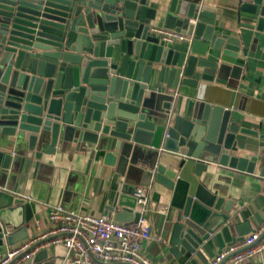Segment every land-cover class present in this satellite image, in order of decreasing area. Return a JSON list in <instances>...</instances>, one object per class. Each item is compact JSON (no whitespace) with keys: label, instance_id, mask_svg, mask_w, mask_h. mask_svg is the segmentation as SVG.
I'll return each mask as SVG.
<instances>
[{"label":"water","instance_id":"obj_1","mask_svg":"<svg viewBox=\"0 0 264 264\" xmlns=\"http://www.w3.org/2000/svg\"><path fill=\"white\" fill-rule=\"evenodd\" d=\"M238 1V21L247 14L264 30V0ZM221 17L202 0H0V258L30 238L40 181L25 195L33 164L39 173L45 156L73 146L100 153L132 187L117 222L140 220L138 187L171 193V253L183 264H200L210 242L222 250L244 241L232 201L203 175L211 167L253 173L238 140L249 131L224 107L180 104L182 89L239 78L226 58L248 52ZM158 23L191 41L164 46L152 31ZM47 260L40 253L25 264Z\"/></svg>","mask_w":264,"mask_h":264},{"label":"crops","instance_id":"obj_2","mask_svg":"<svg viewBox=\"0 0 264 264\" xmlns=\"http://www.w3.org/2000/svg\"><path fill=\"white\" fill-rule=\"evenodd\" d=\"M202 1L222 11L221 20L225 22L227 33L243 37L242 48L248 55L244 60L226 58L230 65L241 68L238 79L228 77L227 81L202 82L198 89H182L180 104L184 109L194 100L224 107L232 111L233 121L240 129L249 131L239 133L238 140L241 157L256 163L253 173L211 167L203 175L206 185L214 188V194L225 195L226 202L232 201L230 215L235 225L246 226L247 236L264 228V30L259 31L257 20L247 14L238 21V0ZM156 27L164 26L158 23ZM43 163L47 166L39 173L37 164H33L25 189L27 195L40 175L34 189L38 201L33 205L35 216L29 225L30 239L44 235L50 228L47 218L50 208L62 206L65 210L105 215L115 220L123 191H132L123 177L103 166L100 153L78 152L73 146L64 153L45 156ZM17 187L18 181L13 189ZM145 189L150 198L146 218L151 224L152 239L143 243V252L154 264H183V259L178 261L171 253L170 240L176 218V211L170 206L171 193L160 186ZM37 249L34 257L46 253L48 260L43 264H68L71 258L61 245L43 244ZM219 251L218 245L208 243L197 255L199 263L212 264ZM247 264H264V253Z\"/></svg>","mask_w":264,"mask_h":264},{"label":"built area","instance_id":"obj_3","mask_svg":"<svg viewBox=\"0 0 264 264\" xmlns=\"http://www.w3.org/2000/svg\"><path fill=\"white\" fill-rule=\"evenodd\" d=\"M153 33L164 46L190 42L187 34L163 27ZM135 197L141 208L138 222L121 223L105 215L50 208V228L44 235L8 248L0 264H24L34 257L40 245H61L71 254L68 264H154L143 252V243L152 239L151 224L146 218L150 201L145 188L139 187ZM264 228L247 235L244 241L220 250L212 264H247L264 253ZM260 241V242H259ZM48 243V244H47Z\"/></svg>","mask_w":264,"mask_h":264}]
</instances>
